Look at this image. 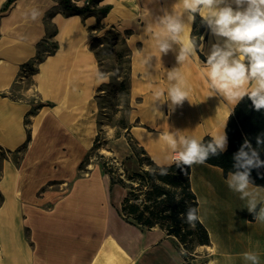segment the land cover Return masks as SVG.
I'll return each instance as SVG.
<instances>
[{
	"label": "crops",
	"instance_id": "0c3cea01",
	"mask_svg": "<svg viewBox=\"0 0 264 264\" xmlns=\"http://www.w3.org/2000/svg\"><path fill=\"white\" fill-rule=\"evenodd\" d=\"M7 1L0 0V264H119L117 247L131 264H242L239 255L257 245L264 264V225L229 190L222 166L207 161L192 166L190 180L210 242L197 246L190 261L185 251L181 254L177 237L159 226L143 230L124 219L119 209L126 188H111L110 175L99 163L87 175L79 168L100 131L99 87L106 83L95 39L112 31L130 51L129 133L152 158L165 155L158 138L169 131L205 138L222 130L226 120L227 135L236 106L207 97L202 67L194 60L180 67L178 46L162 54L160 64L153 57L151 76L146 74L142 60L151 41L145 34L147 22L139 16L149 11L154 21L177 0H102L96 7H109L102 16H68L60 0H15L3 10ZM31 8L42 12L39 20L25 19ZM54 8L50 23L58 29L54 39L59 46L34 62L33 72L24 65L37 57L47 34L46 16ZM206 30L203 51L198 48L201 62H206L201 53L206 56L216 42ZM176 67L194 102L185 100L174 111L164 104L157 115L152 92L167 87L163 73ZM112 139L123 159L132 154L124 133ZM227 141L228 148V136ZM21 150L18 161L15 155Z\"/></svg>",
	"mask_w": 264,
	"mask_h": 264
},
{
	"label": "clouds",
	"instance_id": "9594fccd",
	"mask_svg": "<svg viewBox=\"0 0 264 264\" xmlns=\"http://www.w3.org/2000/svg\"><path fill=\"white\" fill-rule=\"evenodd\" d=\"M162 11L163 14L154 21L150 19L149 11L139 16L147 22L145 34L151 41L142 60L147 75L151 76L148 68L152 67L153 57L157 65L162 54L176 51L174 46H178L176 59L180 67L192 60L202 67L207 97L218 96L232 108L247 97L254 110L264 111V0H177L171 11ZM197 15L216 38L206 54V62H201L198 55V48L203 51V44H198L197 38L191 34V25ZM41 16L38 8L25 12V19L32 21ZM180 67L164 72L167 87L152 92V109L157 115L162 114L160 107L164 104L174 111L185 100L194 102L191 87ZM225 126L226 120L222 130L208 134L211 139L207 142L204 136L182 135L179 130L159 136L165 155L153 157L155 167L147 170L167 175L173 165L183 170L219 156L227 148ZM261 147H264V136H257L256 147L245 139L233 155L235 171H229L224 182L244 202L242 208L253 215L255 222L264 225V187L255 185L251 179L253 169L264 167V160L260 158ZM180 219L195 228L198 222L203 223L201 207H188ZM181 254H184L183 250ZM239 259L242 264H261L259 246L241 253Z\"/></svg>",
	"mask_w": 264,
	"mask_h": 264
},
{
	"label": "trees",
	"instance_id": "16d2710c",
	"mask_svg": "<svg viewBox=\"0 0 264 264\" xmlns=\"http://www.w3.org/2000/svg\"><path fill=\"white\" fill-rule=\"evenodd\" d=\"M14 1L8 0L3 10L8 9ZM101 1L89 0L87 4L80 6L74 0H60V4L63 12L68 16L74 14H81L83 16L99 14L102 16L108 13L109 7L97 8L96 4H99ZM55 10V8L50 10L46 16L47 34L38 45L37 57L32 62L24 65V67H30L33 72L36 71V68L33 67L34 62L40 63L46 58V55L53 54L58 49V41L54 39L58 33V29L50 23ZM194 23L192 36L197 38L198 44H201L203 36H206V26L201 23L199 15H197ZM103 38H96L95 40H97V43L102 44L104 42ZM117 54L120 59L124 56L121 51L117 52ZM201 56L206 59L203 53H201ZM99 61L101 65V60L99 59ZM106 84L101 85L99 91L104 90V85ZM114 84L118 92L123 91L129 96V77L116 80ZM128 109L130 110V106ZM121 122L122 126L115 136L120 137L123 133L126 135L130 142L132 154L122 160L100 154V148L106 145L108 141V139H105L103 142L104 138L101 135L102 130L100 129L92 149L80 163L79 168L81 172L83 170L88 171L87 166L92 160L93 153L96 152L99 156L96 162L110 175L111 188L115 185H122L126 188V195L119 209L124 219L130 224L138 225L143 230L159 226L166 234L177 237L181 244L187 246L186 250L188 252L185 254V257L190 261L194 256L197 246L210 242L208 230L203 223L198 222L195 228H191L180 219V216L186 212L188 207H198L197 194L193 191L190 180L192 167H185L182 170L173 165L168 170L167 175H160L158 172L155 174L151 173L147 169L155 167L153 158L140 145L139 141L131 136L129 133L131 125L128 124L124 117L121 119ZM228 122V148L220 153L219 156H214L207 160L211 164L222 166L225 173L235 171L233 168V155L239 150L245 139L250 141L253 147H256L257 136H264V111L257 112L254 110L251 101L245 97L236 105L235 111ZM98 123L100 125V120ZM30 137L31 133L29 132V139ZM210 139L209 135H206L204 138L205 142ZM27 144L24 146H27ZM260 158L264 160V147L260 148ZM258 173L264 174V167H261L259 170L253 169L251 171V179L254 184L264 186V175Z\"/></svg>",
	"mask_w": 264,
	"mask_h": 264
},
{
	"label": "rangeland",
	"instance_id": "374dc122",
	"mask_svg": "<svg viewBox=\"0 0 264 264\" xmlns=\"http://www.w3.org/2000/svg\"><path fill=\"white\" fill-rule=\"evenodd\" d=\"M116 32L112 31L107 33L103 38V43L96 44V50L99 54V59L101 60V68H103V73L106 74V85H104V90L101 92V109L99 114L100 129L102 130V137L108 139L106 145L102 146L99 150L100 154H104L109 157H116L122 160L124 156L120 155L115 151L114 144L110 141L121 128V119L124 117L128 120L130 110V96H127L125 92L119 91L115 87L114 83L117 80H121L124 77H129L130 74V51L124 40L121 39ZM121 51L124 56L119 58L117 52ZM111 83V84H110ZM113 140V139H112ZM4 153V152H0ZM23 155V150L17 153L15 156L18 157V161L21 160ZM99 156L95 152L92 155V160L89 162L87 168L88 171H82L85 175L90 174L93 167L96 165ZM90 171V172H89ZM27 234H30L29 229H27ZM185 244H180V249L188 252L186 250Z\"/></svg>",
	"mask_w": 264,
	"mask_h": 264
},
{
	"label": "bare ground",
	"instance_id": "6f19581e",
	"mask_svg": "<svg viewBox=\"0 0 264 264\" xmlns=\"http://www.w3.org/2000/svg\"><path fill=\"white\" fill-rule=\"evenodd\" d=\"M117 248H115L114 251H115L116 255H118L121 258V262L119 264H131L130 259L127 256H125L124 253L119 252V250ZM98 263H99V261H98Z\"/></svg>",
	"mask_w": 264,
	"mask_h": 264
},
{
	"label": "built area",
	"instance_id": "2783aa9c",
	"mask_svg": "<svg viewBox=\"0 0 264 264\" xmlns=\"http://www.w3.org/2000/svg\"><path fill=\"white\" fill-rule=\"evenodd\" d=\"M88 2H89V0H88Z\"/></svg>",
	"mask_w": 264,
	"mask_h": 264
}]
</instances>
